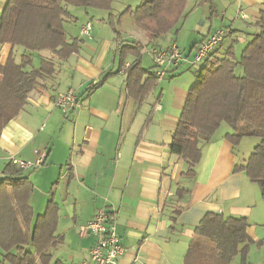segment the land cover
<instances>
[{
    "label": "crops",
    "instance_id": "1",
    "mask_svg": "<svg viewBox=\"0 0 264 264\" xmlns=\"http://www.w3.org/2000/svg\"><path fill=\"white\" fill-rule=\"evenodd\" d=\"M148 1L141 0L139 6ZM7 3L0 0V17ZM115 5L110 12H100L97 20L88 10L79 23L72 25L71 18L66 19L67 40L82 42L80 51L69 59L60 60L50 52L34 54L33 67L49 60L56 73L38 81L19 116L3 130L0 178L12 158L34 164L45 155L41 167L25 173L34 187L29 204L35 218L46 212L51 201L59 207L56 236L62 243L50 250L53 262L88 263L95 239L81 237L80 228L97 211L117 207V233L126 250L119 264H186L195 230L209 214L247 219L253 244L246 264H264V200L245 172L234 171L251 153L239 156L238 147L226 140L232 130L223 124L210 143L202 144L195 176L184 178L188 166L172 153L171 145L197 80L180 81L188 69L185 65L170 70L163 80L157 79L153 63L144 67L145 53L171 43L179 46L181 38L184 43L191 41L190 48L182 51L192 57L197 45L221 28L229 33L215 51L216 57L232 48L239 59L236 48L242 54L260 32L264 0H188L182 28L178 29V23L155 41L136 26L132 15L122 19L118 38L109 15L117 16L126 9L121 12ZM88 25L91 30L85 35ZM126 43L144 48L140 62L149 72L144 80L151 75L156 78L142 103L129 96L124 71L137 57H127L119 70L120 49ZM18 49L0 45V65H5L11 52L20 63ZM105 77L99 88L88 91ZM70 90L76 92L79 107L64 116L54 100ZM231 264H243L241 257Z\"/></svg>",
    "mask_w": 264,
    "mask_h": 264
},
{
    "label": "trees",
    "instance_id": "2",
    "mask_svg": "<svg viewBox=\"0 0 264 264\" xmlns=\"http://www.w3.org/2000/svg\"><path fill=\"white\" fill-rule=\"evenodd\" d=\"M114 1L8 0L0 17V45L22 49L23 54L17 63L11 52L5 65H0V136L19 116L38 81L56 73L49 60H42L39 68L33 67L34 54L50 52L60 60H67L80 51L81 41L67 40L65 23L72 17L69 7L110 12ZM187 6L188 0H150L134 11L128 8L117 16L110 15V25L120 38L122 19L132 15L136 26L155 41L174 30ZM258 26L259 34L239 59L232 48L222 57H216L214 52L196 73L197 82L187 96L171 151L188 166L182 176L192 179L202 158V144L210 143L223 124L232 130L226 140L234 147L244 138L260 139L249 158L234 171L245 172L258 185L264 200V12ZM120 50L119 70L125 67L127 57H137L124 71L129 96L142 103L156 84L153 75L144 80L149 73L140 62L144 48L138 43H126ZM238 70L242 73L238 74ZM106 77L91 84L88 91L92 93L99 88ZM25 172L10 162L0 178V263L64 264L53 262L50 253L62 243L56 236L59 207L51 201L46 212L35 218L29 204L34 187ZM178 194L181 196L182 191ZM252 244L247 219L209 214L195 230L185 263L231 264L240 256L246 264Z\"/></svg>",
    "mask_w": 264,
    "mask_h": 264
},
{
    "label": "built area",
    "instance_id": "3",
    "mask_svg": "<svg viewBox=\"0 0 264 264\" xmlns=\"http://www.w3.org/2000/svg\"><path fill=\"white\" fill-rule=\"evenodd\" d=\"M91 30L88 25L83 30L87 35ZM229 33V29L221 28L195 48L192 57L186 56L177 43L167 47L153 49L150 54L156 68V77L163 80L170 70H177L188 64L191 67L203 64L221 46ZM123 73V72H121ZM54 106L64 116H69L79 107V98L74 90L59 94L54 100ZM43 154L36 163L31 164L20 159L12 158L10 162L22 170H32L43 165ZM119 208L102 209L95 213L92 220L80 228L81 237H93L95 244L90 250V260L86 264H119L126 250L117 233V214Z\"/></svg>",
    "mask_w": 264,
    "mask_h": 264
},
{
    "label": "rangeland",
    "instance_id": "4",
    "mask_svg": "<svg viewBox=\"0 0 264 264\" xmlns=\"http://www.w3.org/2000/svg\"><path fill=\"white\" fill-rule=\"evenodd\" d=\"M141 0H115L114 3L115 5V9H121L120 11L122 12L125 9H128L129 7L133 9H136V7H138L140 5ZM113 3V5H114ZM85 9L83 8H78V7H69V12L71 14V24L74 25L75 23H79L82 21L83 16H86V13L84 11ZM82 12H84V14H82ZM88 12L91 13V15H93V17H95V20H97L99 17H101L99 14L100 12H102L101 10H97V9H88ZM110 16V15H109ZM92 17V16H91ZM77 19V22H76ZM195 19H193L194 21ZM184 20H181L179 22V26L178 29H181L182 26L181 24L183 23ZM197 21H195L196 23ZM191 24V23H190ZM191 25H188L187 28H189ZM122 28V26H121ZM120 28V30H121ZM140 31V30H139ZM122 32V31H121ZM141 32V31H140ZM143 33V32H142ZM144 34V33H143ZM144 38L145 35H144ZM183 38L180 39L179 42V48L181 50L185 49H189L191 46V41L190 40H185L186 42H183ZM241 51L240 48L238 50V48H236V55H238L239 57H241ZM23 50L22 49H18L17 53H16V57H19L22 55ZM149 52V51H148ZM152 56L150 53H145L144 56V67L148 68L152 65ZM203 64H199L198 66L195 67H191L190 65L186 64L185 67L188 68L186 69V72L183 74L184 76L180 79V81L184 84H187L191 79H195L196 75L195 73H197L201 68H202ZM191 68V70H189ZM241 71L238 70L237 73L239 74ZM242 73V72H241ZM260 143V139L255 138V137H248L242 140V142L237 146L238 147V153L239 156L241 158H244L247 155H250V153L252 154L255 147ZM26 250H31V248H26ZM2 257V253L0 252V259ZM1 264V263H0Z\"/></svg>",
    "mask_w": 264,
    "mask_h": 264
}]
</instances>
